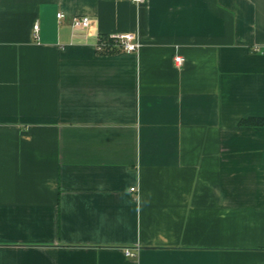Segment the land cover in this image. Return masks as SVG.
I'll use <instances>...</instances> for the list:
<instances>
[{"label":"crops","instance_id":"crops-1","mask_svg":"<svg viewBox=\"0 0 264 264\" xmlns=\"http://www.w3.org/2000/svg\"><path fill=\"white\" fill-rule=\"evenodd\" d=\"M255 118L264 0H0V264H264Z\"/></svg>","mask_w":264,"mask_h":264},{"label":"built area","instance_id":"built-area-1","mask_svg":"<svg viewBox=\"0 0 264 264\" xmlns=\"http://www.w3.org/2000/svg\"><path fill=\"white\" fill-rule=\"evenodd\" d=\"M130 1L136 4L144 2V0H130ZM56 16L58 19H61L64 17V14L59 12L56 14ZM70 22L73 28L85 29L90 26L91 19L87 15H73L71 16ZM33 31L34 33H36L37 31L36 25H34ZM113 36L117 38L120 50L123 52L129 53V52L137 51V49L140 46V43L131 34H118ZM173 61L177 66H180L183 63L184 58L180 55H174ZM130 191H134V188L131 187ZM124 255L133 256L132 252L129 249L124 250Z\"/></svg>","mask_w":264,"mask_h":264},{"label":"trees","instance_id":"trees-1","mask_svg":"<svg viewBox=\"0 0 264 264\" xmlns=\"http://www.w3.org/2000/svg\"><path fill=\"white\" fill-rule=\"evenodd\" d=\"M96 48L99 53L110 54L120 50L118 40L113 35H99L97 38ZM242 124L264 125V119H246L241 121Z\"/></svg>","mask_w":264,"mask_h":264}]
</instances>
